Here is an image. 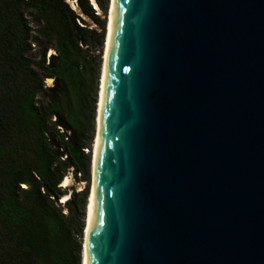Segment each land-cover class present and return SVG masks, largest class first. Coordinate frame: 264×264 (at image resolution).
I'll return each mask as SVG.
<instances>
[{"label":"water","instance_id":"obj_1","mask_svg":"<svg viewBox=\"0 0 264 264\" xmlns=\"http://www.w3.org/2000/svg\"><path fill=\"white\" fill-rule=\"evenodd\" d=\"M107 77L88 264H264V0H117Z\"/></svg>","mask_w":264,"mask_h":264},{"label":"trees","instance_id":"obj_2","mask_svg":"<svg viewBox=\"0 0 264 264\" xmlns=\"http://www.w3.org/2000/svg\"><path fill=\"white\" fill-rule=\"evenodd\" d=\"M70 1L0 0V264H82L90 192L62 184L70 169L89 183L104 23ZM94 1L105 16L110 0Z\"/></svg>","mask_w":264,"mask_h":264},{"label":"bare ground","instance_id":"obj_3","mask_svg":"<svg viewBox=\"0 0 264 264\" xmlns=\"http://www.w3.org/2000/svg\"><path fill=\"white\" fill-rule=\"evenodd\" d=\"M95 9L100 13L99 8L94 4L93 0H91ZM68 2H71L70 0ZM116 2L117 0H111L109 12H108V33L105 42V53H104V61L101 71V81H100V91H99V101L97 107V115H96V141H95V150L92 158L91 163V173H92V190L89 195L88 206H87V221L85 226V235H84V242H83V251H82V264H88L89 260V234H90V227L93 219V195L94 189L97 179V163H98V154H99V146L102 136V110H103V103H104V96H105V88L107 83V76H108V59H109V52H110V40L112 29L115 20L116 14ZM74 9L77 11V7L74 6ZM54 53L53 51L51 54ZM50 81V80H48ZM69 185V179L63 181L62 187ZM68 198V196H66ZM66 200V199H65Z\"/></svg>","mask_w":264,"mask_h":264},{"label":"rangeland","instance_id":"obj_4","mask_svg":"<svg viewBox=\"0 0 264 264\" xmlns=\"http://www.w3.org/2000/svg\"><path fill=\"white\" fill-rule=\"evenodd\" d=\"M69 1V0H68ZM110 4H111V0H110ZM70 7L74 8L75 4H73L72 2H69ZM99 18L101 19V21L104 23V30H103V34H104V40H103V44L100 50L98 51H93L92 52V56L94 57V66L99 64V69L97 72V81H96V95H95V110L93 113V120H90V116H87V122H88V140H90V148L89 151L85 150V154H87L88 152L90 153V156L92 154V158H93V154H94V150H95V139H96V130H97V126H96V115H97V110H96V106L98 107V101H99V91H100V81H101V72L102 68L101 66H103V61H104V53H105V35L107 38V33H108V12L107 14L104 16L101 12L99 13ZM86 24L88 25L89 28H93L94 30H96L97 32H102L101 29H99V27L95 26L91 21H89L88 19H85ZM46 57H49V52L47 53ZM93 82V81H92ZM45 84L47 86H51L53 84V81L50 80L48 81V79L45 80ZM93 124V129L91 128V125ZM91 129H92V133H91ZM91 133V134H90ZM91 159V157H90ZM91 161V160H90ZM69 179V185L63 187L64 189H66L69 192L74 191L75 193L84 191V189L86 187H88V194L89 192H91L92 190V173L90 172V164H89V183L88 185L86 184L85 181H83L82 177H80L79 175H77L76 177H74L72 170L70 169L65 177V181ZM65 200V199H64ZM64 200H61V202H63ZM62 204V203H61ZM65 211V209H64ZM85 216H87V209L85 207L84 210V219H83V225L85 226ZM87 221V218H86ZM84 235H85V230H84ZM84 242V240H83Z\"/></svg>","mask_w":264,"mask_h":264},{"label":"built area","instance_id":"obj_5","mask_svg":"<svg viewBox=\"0 0 264 264\" xmlns=\"http://www.w3.org/2000/svg\"><path fill=\"white\" fill-rule=\"evenodd\" d=\"M73 4H76L75 1L72 2Z\"/></svg>","mask_w":264,"mask_h":264}]
</instances>
